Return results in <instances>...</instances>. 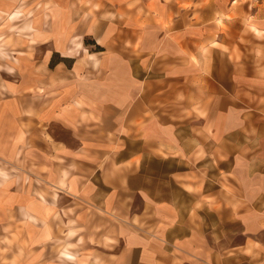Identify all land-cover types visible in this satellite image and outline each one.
Returning <instances> with one entry per match:
<instances>
[{
  "label": "crops",
  "instance_id": "crops-1",
  "mask_svg": "<svg viewBox=\"0 0 264 264\" xmlns=\"http://www.w3.org/2000/svg\"><path fill=\"white\" fill-rule=\"evenodd\" d=\"M29 1L0 0L13 264H264V0Z\"/></svg>",
  "mask_w": 264,
  "mask_h": 264
},
{
  "label": "rangeland",
  "instance_id": "rangeland-1",
  "mask_svg": "<svg viewBox=\"0 0 264 264\" xmlns=\"http://www.w3.org/2000/svg\"><path fill=\"white\" fill-rule=\"evenodd\" d=\"M26 4H27V7H26L27 10H35V9L39 10L40 6L42 4V1L41 0H31V1L27 2ZM11 8H12V5H10V2H7L5 4L2 3L0 5V19L4 20L3 23L7 22V23H5V25H8L12 21V24L14 26L15 25L17 26L18 24H21V23H22V25H24L25 20H26L25 15L23 14L24 11H20V13H19L18 12L20 10L19 7L16 10L15 9L11 10ZM9 11H11V13H9ZM31 12H30V14H31ZM16 14H18V15H16ZM14 15H16V16L13 17ZM26 17H27V15H26ZM0 28H2L1 25H0ZM5 35H6L5 33H0V39H2L0 42L5 41V39H4ZM4 46L5 45L3 44V48H4ZM7 57H8L7 53L4 54L3 50H0V59L6 60ZM1 64L2 65H0V71H1V73H0V103L1 104L0 105L3 106V103H4L5 106L8 107V102H10V103L14 102V98L10 99L8 96V83L10 82L9 80L11 79V77L7 72L9 69V67L7 65L8 63L1 62ZM12 73H14V72H12ZM14 75H15V73H14ZM15 77L17 78L16 80H14ZM12 82L16 83L17 85L21 84L22 79L18 73L14 77H12ZM24 94H25V92H22V93L17 92V95H18V99H17L18 102L17 103H19V101H20V103H23V104L25 103ZM26 102H29L32 105H35L38 102V100L28 99V100H26ZM11 106H13V105H11ZM0 148H2V147H0ZM9 152L10 151H7L6 153H9ZM0 166L2 167V161H0ZM8 229H9V227H6V229L2 232L4 234L8 235ZM14 237H16V236H14ZM11 241L12 240H9L7 237H3V236L0 239V244H1L0 257L2 259L1 261L3 264H9V263L13 264L14 263L15 254H14V251L11 248V246L9 247V244H11ZM238 241H241V237L236 236L235 238L232 239V243L233 242L237 243ZM49 248H50V255H52V256H50L49 259H56L57 260L58 256H56V254L55 255L53 254L54 252L56 253V251L58 249L57 241H53V243L50 245ZM11 256L13 257V260L10 259Z\"/></svg>",
  "mask_w": 264,
  "mask_h": 264
}]
</instances>
